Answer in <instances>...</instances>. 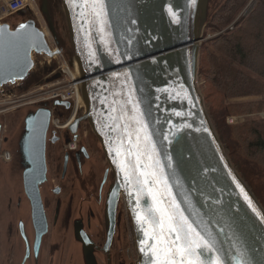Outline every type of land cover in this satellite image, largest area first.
I'll list each match as a JSON object with an SVG mask.
<instances>
[{
  "label": "water",
  "instance_id": "obj_1",
  "mask_svg": "<svg viewBox=\"0 0 264 264\" xmlns=\"http://www.w3.org/2000/svg\"><path fill=\"white\" fill-rule=\"evenodd\" d=\"M34 1L57 39L49 0ZM209 5V0H60L68 56L52 47L29 6L7 18L13 21L0 22V92L23 83L37 57L55 63L62 57L79 82L78 121L89 125L106 170L114 175L109 200H124L136 264H153L157 209L173 214L177 225L181 218L187 221L188 240L200 245L192 259L264 264V208L233 164L198 85L203 32L217 12L208 16ZM61 76L57 72L44 82ZM52 106L70 110L73 104L55 100ZM51 116L48 105L25 106L13 132L0 133V144L12 157L0 193L20 212L28 208L32 244L39 251L48 227L40 187L49 178L46 143L55 140ZM165 235L175 239V233ZM85 236L81 226L77 247L89 246ZM85 260L73 264H96Z\"/></svg>",
  "mask_w": 264,
  "mask_h": 264
},
{
  "label": "flooded vegetation",
  "instance_id": "obj_2",
  "mask_svg": "<svg viewBox=\"0 0 264 264\" xmlns=\"http://www.w3.org/2000/svg\"><path fill=\"white\" fill-rule=\"evenodd\" d=\"M209 1L210 10L212 4L221 0ZM57 11L51 14L57 39L52 37L54 44L51 41L50 44L69 55L61 37ZM57 68L58 63L37 57L34 71L23 83L3 88V92L12 91L11 95L0 92L2 96L13 97L9 105L0 109L2 137L16 128L23 107L48 105L52 108L51 137L55 138L46 143L49 178L48 183L40 187L48 225L40 251L32 244L28 208L24 205L20 212L15 201L9 200L3 191L6 190L7 163L12 157L0 144V189L4 192L0 193V201L4 203L0 208V264H73L76 258L87 263L85 256L96 264H136L138 255L129 214L122 197L109 200L114 175L106 170L89 125L78 121L83 109L80 107L74 113L73 106L69 110L52 106L53 101L26 103L22 100V97L26 99V93L38 88L40 79L49 78ZM55 115L62 117L58 128L52 125ZM81 226L88 247H77V229Z\"/></svg>",
  "mask_w": 264,
  "mask_h": 264
},
{
  "label": "trees",
  "instance_id": "obj_3",
  "mask_svg": "<svg viewBox=\"0 0 264 264\" xmlns=\"http://www.w3.org/2000/svg\"><path fill=\"white\" fill-rule=\"evenodd\" d=\"M248 1L228 0L216 12L208 28L221 34L211 48L202 47L199 74L208 86L204 97L219 137L264 208V118L250 116L264 109V100L227 101L264 96V0H257L228 28ZM59 4L49 0L50 14ZM234 115L246 118L227 124L226 118Z\"/></svg>",
  "mask_w": 264,
  "mask_h": 264
},
{
  "label": "snow or ice",
  "instance_id": "obj_4",
  "mask_svg": "<svg viewBox=\"0 0 264 264\" xmlns=\"http://www.w3.org/2000/svg\"><path fill=\"white\" fill-rule=\"evenodd\" d=\"M21 27H24L23 25ZM243 191V190H242ZM247 199V196L245 197ZM161 213V219L159 221L160 232L154 234L155 244L150 246V251L154 257L153 264H203L202 261L194 260L191 257L197 256L195 249L199 248L200 245L196 244L193 246V242L188 240L187 232H185L184 225L187 221L183 220L182 224H175V217L173 214L168 213L166 210L157 209ZM188 232L191 231V225H187ZM165 232L168 234L175 233V239H169ZM181 232H185L182 237ZM148 235V233H145ZM188 241L185 244H178L181 240ZM205 248L209 247L207 244L204 245ZM179 256L178 261L176 257Z\"/></svg>",
  "mask_w": 264,
  "mask_h": 264
},
{
  "label": "built area",
  "instance_id": "obj_5",
  "mask_svg": "<svg viewBox=\"0 0 264 264\" xmlns=\"http://www.w3.org/2000/svg\"><path fill=\"white\" fill-rule=\"evenodd\" d=\"M3 1L2 5L0 6L1 12L13 14L15 12H18L20 10L25 9L28 6L27 0H0ZM253 1V0H252ZM254 2H251L249 6H252ZM250 10V7L246 8L244 11ZM60 65H59V71H61L62 78L61 80H55L52 83H46L42 86H51L54 85L55 87L51 90H43V87L40 86L34 91H30L26 93V99L22 97V100L26 103H32V102H48V101H54V100H61V101H70L73 103V109L74 113L78 109L77 105V99L78 95L76 91L72 88V86L75 85V81L73 80L72 74L63 62L62 58ZM51 84V85H50ZM12 98V97H11ZM11 100H9L8 96H2L0 95V109L3 105H9ZM62 117H58L55 115L52 119V125L56 128L59 127V123L61 121Z\"/></svg>",
  "mask_w": 264,
  "mask_h": 264
},
{
  "label": "rangeland",
  "instance_id": "obj_6",
  "mask_svg": "<svg viewBox=\"0 0 264 264\" xmlns=\"http://www.w3.org/2000/svg\"><path fill=\"white\" fill-rule=\"evenodd\" d=\"M228 0H221L220 1V3H217L216 5H213L212 4V6L214 7H212L211 6V8L212 9H210L209 11L211 12V14H210V16L215 12L214 10H217V12H219V10L221 9V7L224 5V4H226V2H227ZM256 1L257 0H249L246 4H245V6L239 11V13L237 14V16L235 17V19H234V21H233V23H231L229 26H228V28H230V27H232L233 26V24L235 23V22H237V20H238V18H240V16H242V14H243V12H244V10L246 9V8H248V7H250V9L254 6V4L252 5V6H249V4L251 3V2H254V3H256ZM2 2L3 1H0V6L2 5ZM210 2V1H209ZM27 3H28V5H29V8H30V10H31V12H32V18L33 19H35V21L37 22V24L46 32V33H48V35H49V38H50V41H51V43H53V40H52V37H51V35L49 34V32H48V30H47V25H46V23H45V21H44V19H43V17L41 16V14L39 13V11H38V7H37V5H36V3H35V1L34 0H27ZM209 7H210V5H209ZM220 8V9H219ZM59 9V8H58ZM57 15H58V17H59V13H58V11H57ZM244 15V14H243ZM11 17V15L10 14H8V13H4V12H1V10H0V22H4V21H13L14 20V18H12V20L10 19V20H8L9 18ZM8 18V19H7ZM212 20V19H211ZM210 19H209V22H208V24H207V26L205 27V29H204V32H203V42H202V47L204 46V45H206L207 47H209V48H211V46H212V42L217 38V37H219L220 36V34H221V31H215V30H212V29H210V28H208V25H209V23H210V21H211ZM59 21H60V24H61V27H62V19H60V17H59ZM60 33H61V37H62V31H61V29H60ZM62 39H63V37H62ZM65 43V42H64ZM54 44V43H53ZM66 46V45H65ZM68 51V50H67ZM65 52V51H64ZM69 52V51H68ZM201 52H202V48H201ZM65 54L68 56V53H66L65 52ZM200 57H201V55H200ZM62 58V57H61ZM62 60H63V62H64V59L62 58ZM60 61H61V59L58 57V59H57V63H58V65H60ZM56 65V64H55ZM200 65H201V63L199 62V70H200ZM57 72H59L60 73V71H59V68H57L56 69V71H55V74L57 73ZM200 73V72H199ZM54 75V74H53ZM62 75V74H61ZM52 76V75H51ZM50 76V77H51ZM47 78V77H46ZM45 78V79H46ZM44 78H43V82H42V84L40 83L37 87H40V86H42V85H44V80H45ZM62 78H59L58 80H61ZM52 83V82H51ZM51 85V84H50ZM198 85H199V89L201 90V92H202V94H203V96H205L204 94L207 92V90H208V86H207V84L205 83V81H204V79L203 78H201L200 77V74H199V76H198ZM36 87V88H37ZM43 87V90H51L52 88H54L55 86L54 85H51V86H42ZM205 98V97H204ZM13 99V97L12 98H9V100H12ZM258 99H261V100H264V96H253V97H246V98H238V99H230V100H227L228 102H233V101H245V100H258ZM48 102H51V101H48ZM73 104V103H72ZM205 104H206V107L208 106V104L206 103V100H205ZM207 110H208V107H207ZM208 112H209V110H208ZM210 114V113H209ZM211 116V115H210ZM250 116H258V117H261V118H264V109L260 112V113H257V114H253V115H250ZM12 118V117H11ZM10 118V119H11ZM245 118H246V116L245 115H234V116H229V117H227L226 118V123L227 124H237V123H240V122H242V121H244L245 120ZM212 119V118H211ZM213 121V120H212ZM213 124H214V126L216 127V125H215V123H214V121H213ZM217 130V129H216ZM218 133V132H217ZM219 135V134H218ZM228 150V149H227ZM228 154H229V151H228ZM3 194H4V192H3ZM1 195V194H0ZM4 206V203L2 202V201H0V208L1 207H3Z\"/></svg>",
  "mask_w": 264,
  "mask_h": 264
},
{
  "label": "bare ground",
  "instance_id": "obj_7",
  "mask_svg": "<svg viewBox=\"0 0 264 264\" xmlns=\"http://www.w3.org/2000/svg\"><path fill=\"white\" fill-rule=\"evenodd\" d=\"M72 77H73V80L75 81L74 83H75V85H76V87L73 85L72 88L74 89V91H76V93H77V95H78L77 105H78V108H79V107H81V105H82V103H80L79 94H78V88H77L79 82L74 78L73 75H72Z\"/></svg>",
  "mask_w": 264,
  "mask_h": 264
}]
</instances>
